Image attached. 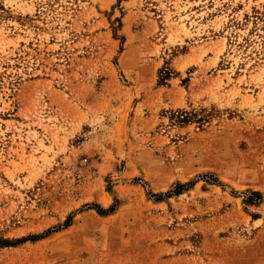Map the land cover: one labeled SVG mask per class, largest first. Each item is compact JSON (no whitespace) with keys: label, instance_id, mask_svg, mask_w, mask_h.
<instances>
[{"label":"rangeland","instance_id":"rangeland-1","mask_svg":"<svg viewBox=\"0 0 264 264\" xmlns=\"http://www.w3.org/2000/svg\"><path fill=\"white\" fill-rule=\"evenodd\" d=\"M0 264H264V0H0Z\"/></svg>","mask_w":264,"mask_h":264}]
</instances>
